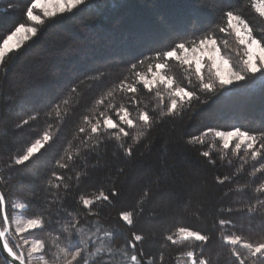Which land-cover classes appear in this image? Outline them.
<instances>
[{"label":"snow or ice","instance_id":"obj_1","mask_svg":"<svg viewBox=\"0 0 264 264\" xmlns=\"http://www.w3.org/2000/svg\"><path fill=\"white\" fill-rule=\"evenodd\" d=\"M219 2L212 0V11ZM81 6L87 7L88 0H31L25 10L30 24L20 23L0 42V73L6 76V57L37 37L46 20ZM8 7L11 10L16 4ZM37 9L43 16L35 14ZM219 15L222 22L207 31L175 37L170 43H153L149 52L130 61L126 70L131 75L115 83L107 99L96 100L97 110L82 115L71 140L65 129L69 115L75 113L64 112L62 104L67 101L58 99L46 109L20 110L12 126L22 137L19 148L9 150L0 142V254L4 264H89L90 260L113 264L118 255L127 257L128 264H164L162 252L144 248L154 230L137 225V217L145 214L143 206L119 210L115 223L107 222V226L103 220L124 194V182L152 155L160 134L169 149L179 144L194 154L201 171H213L210 183L225 189L220 193L222 201L246 190V186L236 188L235 184L249 159L259 164H253V175L259 172L264 176V131L236 125L207 126L197 134L185 130L184 122L191 120L194 112L208 111L210 101L225 90L242 93L251 86L264 92V34L258 33L249 19L255 15L264 20V0L225 6ZM228 37H234L235 48L226 47ZM146 62V70L137 71ZM169 62H178L189 71V80L169 75L165 71ZM106 75L100 72L91 79ZM68 91L75 93L76 84L69 85ZM117 93L121 94L119 101ZM141 95L149 98L148 103ZM49 115L53 119L43 126L41 116ZM229 155L239 157V164ZM49 156L50 161L46 159ZM92 160L97 163L92 165ZM30 170L35 173V188L20 183ZM136 174L143 201L151 203L157 194L163 196L152 213L154 219L189 213L193 203L197 205L195 213L203 216L204 208L213 206L211 193L203 192L209 184L207 177L199 172L185 175L168 164L167 157L154 170L143 168L142 174ZM166 178L167 183L163 182ZM89 187V194H81ZM255 192L259 194L255 204L214 205L221 231L224 227L236 229L234 213L245 218L264 216V183ZM160 239L165 245H194L186 252L189 264H213L211 231L177 224L174 230L161 233ZM222 240L229 248L231 264H264V232L251 238L234 231ZM118 242L122 244L116 248Z\"/></svg>","mask_w":264,"mask_h":264},{"label":"trees","instance_id":"obj_2","mask_svg":"<svg viewBox=\"0 0 264 264\" xmlns=\"http://www.w3.org/2000/svg\"><path fill=\"white\" fill-rule=\"evenodd\" d=\"M12 2L16 7L10 10L8 6ZM239 2L244 3L245 0H220L216 10L212 11L209 7L212 0H88L87 7L81 6L70 14L46 20L37 37L25 41L18 53L6 57V76L0 73V142L9 150L18 149L22 137L13 132L12 126L20 110L46 109L58 99L67 101L66 105L62 104L65 113H75L69 115V127L65 129L68 140H71L75 124L82 115L97 110L99 106L96 100L107 99V92L115 87V83L131 75L126 66L136 56L149 52L153 43H170L175 37H190L207 31L222 22L220 8ZM30 3L31 0H0V42L20 23L30 24L25 16ZM249 19L256 31L264 34V20L255 15H249ZM226 47H236L234 37H228ZM146 65L147 62L137 71H145ZM165 71L177 80L188 81L191 76L178 62H169ZM100 72H106L107 75L97 80L91 79L92 75ZM74 83L77 91L71 93L68 87ZM120 95L117 93V101L120 100ZM162 95L166 96V90L162 91ZM10 98L11 104L8 103ZM140 99L144 103L149 101L143 95ZM210 105L208 111L201 109L199 113L194 112L191 120L184 122L187 132L197 134L207 126L227 128L232 125L254 132L264 131V92L259 87L250 86L242 93L225 90L214 101H210ZM52 119L50 115L41 116V124L46 126ZM165 157L168 164L174 165L176 170L185 175L199 172L207 177L209 184L203 192L211 193L210 203L213 206L205 207L203 216L195 213L197 205L193 203L189 213H174L168 219H154L152 213L157 209V201L163 200V196L157 194L156 201L151 203L140 198V176L136 173L142 174L143 168L154 170ZM229 158L236 160L237 164L240 162L239 157L229 155ZM46 159L50 161L52 157ZM96 163L95 160L91 161L92 165ZM114 163L118 164L119 161ZM253 164L259 167L258 163L249 159L240 170L235 184L236 188L246 186V190L234 193L222 201L220 193L225 189L210 183L213 171H201L194 154L185 151L179 144L169 149L164 144L163 134H160L152 155L142 160L141 165L134 170L133 177L124 182V194L116 202L115 208L110 207L104 214L105 226L107 222L115 223L119 210L143 206L145 214L137 217V225L154 230L144 248L148 252H162L164 264L188 261L186 252L194 246L189 243L165 245L161 242L160 234L167 229L174 230L177 224L211 231L213 241L209 252L213 264H231L229 248L222 237L235 231L236 234L258 238L264 232V216L245 218L242 214L234 213L232 215L237 221L236 229L224 227L221 231L216 225L220 214L216 212L214 205L224 202L242 207L257 203L255 198L259 194L255 189L264 183V176L259 172L253 175ZM34 177L35 173L30 170L28 175L21 178L20 183L35 188ZM163 182L167 183L169 180L166 178ZM91 191L92 188L89 187L81 194L87 195ZM49 235L54 238L55 233ZM121 244L122 242H118L115 247L119 248ZM0 264H4L1 254ZM89 264L95 262L90 260ZM113 264H128L127 257L118 255Z\"/></svg>","mask_w":264,"mask_h":264},{"label":"rangeland","instance_id":"obj_3","mask_svg":"<svg viewBox=\"0 0 264 264\" xmlns=\"http://www.w3.org/2000/svg\"><path fill=\"white\" fill-rule=\"evenodd\" d=\"M35 14L43 16V13L39 9H37L35 11ZM16 202L17 203H22L21 200H16ZM14 215H16V213H14ZM21 218H23V217H21ZM179 264H189V261H183V262H180Z\"/></svg>","mask_w":264,"mask_h":264},{"label":"water","instance_id":"obj_4","mask_svg":"<svg viewBox=\"0 0 264 264\" xmlns=\"http://www.w3.org/2000/svg\"><path fill=\"white\" fill-rule=\"evenodd\" d=\"M1 256L3 257V259H4V255L3 254H1Z\"/></svg>","mask_w":264,"mask_h":264}]
</instances>
